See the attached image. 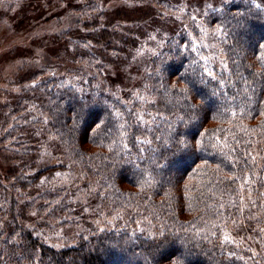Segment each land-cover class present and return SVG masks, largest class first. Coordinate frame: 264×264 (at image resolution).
Here are the masks:
<instances>
[{
    "label": "trees",
    "instance_id": "16d2710c",
    "mask_svg": "<svg viewBox=\"0 0 264 264\" xmlns=\"http://www.w3.org/2000/svg\"><path fill=\"white\" fill-rule=\"evenodd\" d=\"M106 2L4 89L0 264H264V0Z\"/></svg>",
    "mask_w": 264,
    "mask_h": 264
},
{
    "label": "rangeland",
    "instance_id": "374dc122",
    "mask_svg": "<svg viewBox=\"0 0 264 264\" xmlns=\"http://www.w3.org/2000/svg\"><path fill=\"white\" fill-rule=\"evenodd\" d=\"M120 1L107 0L104 6L112 8L119 5ZM189 1L201 7L199 4L205 5L218 0ZM69 5L70 0H0V102L6 100L4 89L11 91L19 86L18 75H15L16 68L24 65L26 69L33 70L47 62H55L56 56L53 55V52H56L57 45L53 43V38H55L54 34L57 31L59 32L61 28L72 23L70 12H68ZM80 30L87 33L86 27H82ZM200 30L203 35L196 38L197 42L208 45L210 48L211 43L205 42L204 39L207 31L204 28ZM191 36L193 35L191 34ZM155 38L151 31L142 44L138 46L135 51V58H132L131 61L139 60L143 50L152 49L154 44L149 45L146 40ZM70 39L72 41L77 40V38ZM131 64H122L123 67L120 66V72L115 68L118 67L116 66L118 64L109 66L111 70H114L113 79L117 80L121 87H123V83L127 85L126 77L132 74L130 71ZM61 70H64V67ZM51 162L53 160L48 164ZM57 179L66 180L55 175L52 182ZM77 231L78 227L71 228L66 232V235H71ZM62 237L59 229L52 236L59 241L62 240Z\"/></svg>",
    "mask_w": 264,
    "mask_h": 264
},
{
    "label": "snow or ice",
    "instance_id": "6c2138e0",
    "mask_svg": "<svg viewBox=\"0 0 264 264\" xmlns=\"http://www.w3.org/2000/svg\"><path fill=\"white\" fill-rule=\"evenodd\" d=\"M253 2H254V0H253ZM262 47H264V45H262ZM193 107H195V105H193ZM228 239V237L226 236L225 237V240H227Z\"/></svg>",
    "mask_w": 264,
    "mask_h": 264
}]
</instances>
